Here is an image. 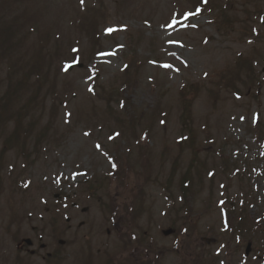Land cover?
<instances>
[{
  "label": "rangeland",
  "instance_id": "obj_1",
  "mask_svg": "<svg viewBox=\"0 0 264 264\" xmlns=\"http://www.w3.org/2000/svg\"><path fill=\"white\" fill-rule=\"evenodd\" d=\"M0 264H264V0H0Z\"/></svg>",
  "mask_w": 264,
  "mask_h": 264
},
{
  "label": "water",
  "instance_id": "obj_2",
  "mask_svg": "<svg viewBox=\"0 0 264 264\" xmlns=\"http://www.w3.org/2000/svg\"><path fill=\"white\" fill-rule=\"evenodd\" d=\"M171 233H172L171 231H166V232H164V236H168ZM27 244L30 245L29 242H27ZM248 252H249V247L247 248L246 254H248Z\"/></svg>",
  "mask_w": 264,
  "mask_h": 264
},
{
  "label": "flooded vegetation",
  "instance_id": "obj_3",
  "mask_svg": "<svg viewBox=\"0 0 264 264\" xmlns=\"http://www.w3.org/2000/svg\"><path fill=\"white\" fill-rule=\"evenodd\" d=\"M21 248H22V245H17L18 250H21Z\"/></svg>",
  "mask_w": 264,
  "mask_h": 264
},
{
  "label": "trees",
  "instance_id": "obj_4",
  "mask_svg": "<svg viewBox=\"0 0 264 264\" xmlns=\"http://www.w3.org/2000/svg\"><path fill=\"white\" fill-rule=\"evenodd\" d=\"M2 107H3V105H2Z\"/></svg>",
  "mask_w": 264,
  "mask_h": 264
}]
</instances>
